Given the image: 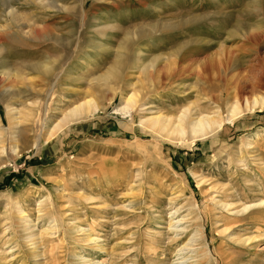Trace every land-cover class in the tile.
<instances>
[{
	"label": "rangeland",
	"instance_id": "1",
	"mask_svg": "<svg viewBox=\"0 0 264 264\" xmlns=\"http://www.w3.org/2000/svg\"><path fill=\"white\" fill-rule=\"evenodd\" d=\"M191 110L222 128L143 125ZM262 202L264 0H0V264H178L199 230L189 263L264 264Z\"/></svg>",
	"mask_w": 264,
	"mask_h": 264
},
{
	"label": "bare ground",
	"instance_id": "2",
	"mask_svg": "<svg viewBox=\"0 0 264 264\" xmlns=\"http://www.w3.org/2000/svg\"><path fill=\"white\" fill-rule=\"evenodd\" d=\"M166 24V23H165ZM168 25V24H167ZM136 40V39H135ZM135 42V41H134ZM125 45V44H124ZM123 45V46H124ZM129 45V44H128ZM132 46V45H131ZM133 47V46H132ZM128 48V47H127ZM126 50V49H125ZM129 51H132V49L130 48ZM136 51V50H135ZM128 52V51H127ZM134 52V51H132ZM139 55L138 56H141L142 52H137ZM136 53V54H137ZM116 55V54H115ZM125 56V55H124ZM135 59H138L137 57ZM118 60V59H117ZM141 60V58H140ZM117 62V61H115ZM120 63V61H119ZM122 63V62H121ZM153 63V62H152ZM133 64V69H136L138 70V72L140 73H143L145 74V72L148 70L145 65L140 63L138 64V62H134ZM138 64V65H137ZM122 64H120L119 68L117 66V63H115L114 67H112L111 71H109L108 73H106L105 75H101L102 77V80H111V79H114V78H119V80H122V77L124 76H121V71L124 69L121 68ZM137 65V66H136ZM47 66V69H48V65ZM147 66V65H146ZM149 67V66H148ZM34 68L36 69H39V65H36L34 66ZM152 68V67H151ZM147 69V70H146ZM46 70V69H45ZM51 72V71H50ZM148 73V72H147ZM120 74V76H118ZM123 74V73H122ZM13 75V74H12ZM18 76V75H17ZM117 76V77H116ZM128 87H131L128 85ZM74 91V90H73ZM134 97H135V94H131V96L127 97V98H124L125 99V102H127V105L125 107H121L120 109H118L117 111L118 112H121L123 113L124 115H128L130 116V111H131V107H132V104L135 102L134 101ZM99 109V107H97L95 104H92L90 101H87L85 102L84 104L81 105V107H78L76 109H74L73 111H71V115H69V117H74V118H78V119H81V117H83L84 115H87V114H94L95 112H97ZM238 111L234 110L232 111L231 113V117L229 118V122H232L234 121V119L236 117H238ZM70 117V118H71ZM73 118V119H74ZM72 119V120H73ZM142 124V123H141ZM147 124L148 125V128L151 129V131L155 134H178V135H181L183 136V133L185 131V126H189V128H191V131L193 134L195 135H199L198 137H207L209 136L210 134H213L215 131H217V129H220L222 128V123H219L218 121H216L215 118L211 117V116H207V115H204L203 117L201 115H199L196 111H192L187 115L185 112L179 117L177 118L175 121L172 120L171 118L169 117H161V116H155V117H150L149 120H146L145 122H143V125ZM18 137V136H17ZM16 138V137H15ZM36 144H35V147H38V144L41 142V135L40 133L36 136ZM17 146V145H16ZM15 147V146H14ZM17 148V147H16ZM15 149V148H14ZM258 205V204H257ZM257 205H248V206H244L240 209H236V213L235 215H238V214H242V213H245V212H248L250 210L253 209L254 206H257ZM260 205H264V202L260 203ZM232 213V212H231ZM174 221V219L171 221V223ZM181 221L179 222H176L172 224L173 227L175 228H180L178 226V224H180ZM25 223V222H24ZM52 224V223H51ZM27 225V224H26ZM34 227L33 226H30V225H27V226H23L21 227V232L22 231H30L32 230ZM53 230V229H52ZM187 228H182V232H186ZM83 234H84V240L85 241H88L90 243H96L97 244V240L91 238L88 234H87V231L84 229L82 230ZM27 235V234H26ZM36 235V234H35ZM33 235V236H35ZM193 236L191 238H189L187 240V243L186 245H184V247L182 248L181 251H185V250H191V248L193 246H195V244H197V246L199 245L200 248H197V249H192L190 251L193 252L190 256H188L186 258V255L183 259H185L184 262H181V263H178V264H198L200 263L199 260H195L194 263H189L188 261L192 260L193 258H195V255H198L200 253H203L205 252V255L206 257H210V252H208L205 248V245H202L201 243L198 244L200 241H203L204 239V235H203V232H201L200 230L199 231H196L195 233L192 234ZM35 238V237H34ZM34 241L36 242V244L39 243V237L38 238H35ZM242 241V240H241ZM251 241L250 239H244L242 241V243H247ZM34 243V242H33ZM250 243V242H249ZM207 247V246H206ZM100 249V247H98ZM203 248L204 249V252H203ZM87 259V258H85ZM83 260L82 262L85 263L87 262V260ZM81 262V261H80Z\"/></svg>",
	"mask_w": 264,
	"mask_h": 264
}]
</instances>
